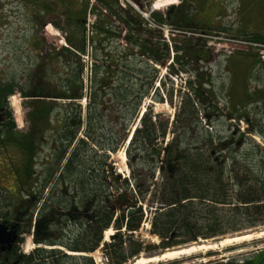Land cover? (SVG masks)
I'll use <instances>...</instances> for the list:
<instances>
[{"label":"trees","instance_id":"1","mask_svg":"<svg viewBox=\"0 0 264 264\" xmlns=\"http://www.w3.org/2000/svg\"><path fill=\"white\" fill-rule=\"evenodd\" d=\"M78 2L84 4V9L78 10ZM72 3V6L67 3L69 12L63 24L50 22L62 28L66 46L47 48L42 52L31 77L34 84L21 90L25 98L26 130L23 132L18 131L7 103L14 95L16 85L0 82V161L11 176L10 186L1 189L16 200L13 217L9 214L14 219L9 223L18 226L19 234L11 264H96L91 255L99 249L103 251L106 264H127L144 251L141 243L127 242L122 235L118 242L105 243V233L113 228L119 234L125 230L133 236L141 229L145 217L140 203L148 204L151 200L150 207L159 205V209L153 213L150 233L162 241L156 249L163 251L223 234L213 227L204 233L193 223L198 207L207 202L234 205L247 219L250 211L263 214L264 178L259 182L258 191L252 187L244 189L246 184L239 180L235 169L231 170V181L238 193L235 203H229L228 184L225 183L227 173L214 156L217 148L208 153L200 145L187 142L193 128L200 124L199 112L214 103L213 96L217 97L212 75L205 74L202 67L192 68L210 57L209 51L197 50L196 41L199 40L193 34L198 35L201 30L197 29L193 13L185 17L169 12L167 15L152 14L151 21L159 27L170 26L181 32V39L173 37L169 42L161 28L151 27L119 0H96L94 9L90 8L91 0H74ZM89 10L99 16L93 26L92 38L86 29ZM210 28L206 30L209 35L213 34L214 25ZM115 39L118 42L121 39L127 45L110 48ZM252 40L264 44V39L253 37ZM91 43L94 51L89 55ZM86 57H92L94 62L88 85L84 80ZM156 66L169 70L175 77L190 74L194 80H189L186 86L191 94L182 98L171 124L163 122L153 107H148L131 138H121L111 132L113 139L107 143L105 120H112L114 126L120 122L129 129L140 117L147 97L149 89L144 86L152 88L158 80ZM151 71L152 77L149 76ZM167 79L171 81L169 76ZM160 84L166 91L170 90L163 79ZM173 93L171 81L168 101L171 107L174 106ZM156 98L164 103L160 93ZM84 100L86 105L83 107ZM170 134L174 139L167 142ZM128 141V147H125ZM92 145L113 154L125 147L129 160L140 162L138 166L151 164L153 174L132 169L131 172H135L131 178L135 181L133 188L130 189L131 181L124 180L126 186L121 185V189L113 191L119 186L117 174L112 166L109 169L108 157L103 156V162L92 159L96 154ZM47 148L50 155L44 163L41 154ZM234 160L236 157L232 166L236 164ZM4 169L0 174L7 176ZM156 172L161 176L160 183L154 180ZM53 181L55 185L51 191ZM47 190L50 196L46 194ZM148 195H151L150 200ZM71 196L73 201L81 203L82 217L76 213V208L81 209L77 202L76 205L70 203L68 198ZM37 205L42 207V212L34 226L33 214ZM82 219L86 220L82 222ZM249 220L248 227L259 224ZM69 224L79 230L66 238L65 227ZM33 228L35 243L51 249L39 248L28 256L22 255L18 251L24 243L22 236ZM233 230L237 231V228ZM181 235L187 240L176 241ZM209 264H264V251L241 261Z\"/></svg>","mask_w":264,"mask_h":264},{"label":"rangeland","instance_id":"2","mask_svg":"<svg viewBox=\"0 0 264 264\" xmlns=\"http://www.w3.org/2000/svg\"><path fill=\"white\" fill-rule=\"evenodd\" d=\"M68 1L0 0V82H12L16 85L15 93L8 98L7 103L18 131L23 132L26 130L25 111L23 108L25 98L21 94V90L25 91L34 84L31 77L38 65L40 55L47 48L51 50L54 47L66 46L65 34L62 28H57L50 22L63 24L66 21V13L69 12V6L73 5L72 2L74 0ZM122 1L124 3V0ZM147 1L130 0V4L126 3L124 7L133 9L135 14L147 21L146 18L150 20L152 14L156 12L167 15L172 7H179L182 2V0H177L176 5L167 7L165 5L169 0H149L150 4ZM187 2L191 5L186 6V10L189 9L190 13H193L194 19L197 20V17H200L201 22L207 23L214 21L212 25L219 28L220 31V34H217L218 30L216 32L213 31L211 35L202 31H199L198 35L193 34L195 39L199 40L196 41L198 44L197 50L199 48L202 51H209L210 57L203 62L194 64L192 68L202 67L205 74L210 73L212 75L215 85L214 91L217 97L213 96L214 103L210 106L206 105L205 111L201 109V113L199 112L200 124L193 128V132L189 134L187 142L188 144L193 142L195 145H200L208 153L217 148L214 156L217 158V163L221 164L227 173V182L225 183L228 184L229 203H235L238 189L231 181V170L235 169L239 180L246 184L244 189L252 187L258 191L260 189L259 182L264 178V44L252 40L253 37L264 39V0H187ZM187 2L184 4L186 5ZM95 3L96 0H91L90 8ZM77 6L79 7L78 10L84 9V4L80 2L77 3ZM149 12L152 14L146 17ZM102 13L106 12L102 11ZM144 15L146 18H143ZM97 17L99 16L92 14L90 10L88 11L86 29L87 34L91 38L93 37V26ZM163 28L164 36L169 42H171L173 37L181 39L179 37L181 32L173 30L170 26ZM121 39H119V42L115 39L114 43L110 44V48L116 49V47L127 45ZM89 46L88 54L90 55L93 54L94 46L92 43ZM173 57L174 54H172L171 58ZM85 62L84 80L85 84L88 85L92 76L93 58L86 57ZM156 69L158 70V80L154 81L155 84L152 88L144 86L149 89L147 97L142 104L140 117L131 123L129 129L127 130L116 120L115 123H118L116 126L111 125L112 120H105L104 132L108 139L107 143L113 139L114 135L111 132H116L121 138L126 136L131 138L136 126L140 123L143 112L148 107H153L154 113L160 115L163 122L169 121L171 124L174 120L180 101L191 94L186 84H188L189 80L193 81L194 79L190 74L184 73L175 77L165 68L156 66ZM153 75L151 71L149 76L152 77ZM168 76L174 83L173 107L168 103L171 94V81L167 79ZM162 79L163 82H167V89H170L168 90L170 93L160 84ZM202 79L204 78L202 77ZM159 93L163 97L164 103H160L157 100L158 98L156 97ZM81 104L84 107L86 100L82 101ZM4 112L5 109H3ZM0 121H2L1 116ZM115 137L117 136L115 135ZM173 139V135L170 134L166 141L170 142ZM128 144L129 141L125 147H128ZM95 146L92 145V149L96 151L92 159L97 158L96 160L103 162L104 157H108L107 164L109 169L112 166L117 174L119 186L117 188L114 187L113 191L121 189V185L126 186V181L124 180L131 181L129 185L130 189H132L135 181L131 180V178L137 171L146 172L147 175L148 173L153 174L150 168L151 164L138 166L140 162L129 160L125 147H121L117 153L113 154L111 152L104 153L99 147ZM49 153V148H47L41 154V159L44 163V159L50 155ZM132 154L136 158L134 151ZM234 157H236V160H234L236 164L232 166ZM249 165L250 169L248 168ZM89 167L90 163L88 164ZM3 169L4 164L0 161V171ZM132 169L135 172L132 173ZM4 171L7 176L0 174V224L3 221H13V205L16 203V200L1 189L2 187H9L11 184V176L5 169ZM154 177L157 183L161 182L162 179L159 172H156ZM256 180L257 182H255ZM54 185L53 181L49 188L51 191ZM46 194L50 196V191L47 190ZM150 197L151 195H148L147 199L150 200ZM68 199L70 203L76 205L77 201L75 199L73 201L72 196ZM150 203H140L143 206L145 217L141 229L134 233L133 236H129L125 230L119 234L117 230L112 228L113 235L117 237L116 240H112L113 235L107 238V232L105 233V243L118 242L120 235L127 242L135 241L141 243L144 251L139 253L138 257L132 258L127 264H138V261L150 260L155 257L159 259L168 251L185 249L193 245H218L221 244V241L228 238L232 239L249 235H255V237L220 247L216 250L200 251L174 260L151 263L142 262L141 264L226 263L229 260L241 261L245 257L264 251V236L257 237V234L264 233V225H262V221H264V206L263 214L261 215H256L253 211H250L249 219L258 221L259 224H257V227H248V221L250 222V220L243 217L240 210H237L238 208L235 209L234 205H214L208 202L200 205L196 214H194L193 223L197 224L198 228H201L204 233H207L213 227L222 231L223 234L216 238L199 239L197 242L186 243L163 251L156 249L162 241L150 233L153 213L159 209V205L158 207L154 205L155 207L151 208ZM77 205L81 209L76 208L78 209L76 213L81 214L80 217H82L81 203L77 202ZM41 208L37 205L34 210L32 222L34 226L41 215ZM9 214L10 216L12 214V217ZM83 215L85 214L83 213ZM85 220L82 219L81 221L84 222ZM234 228H237V231H234ZM78 230V227L76 229L74 224H69L65 227L64 235L68 238ZM30 231L29 234L22 236L24 243L19 246L18 250L22 255L28 256L39 248L51 249L43 245L38 246L33 237L35 229H30ZM185 240H187V237L181 235V238L176 241L184 242ZM79 255L84 254H78L77 256ZM91 257H93L96 264L107 263L101 249L93 253Z\"/></svg>","mask_w":264,"mask_h":264},{"label":"bare ground","instance_id":"3","mask_svg":"<svg viewBox=\"0 0 264 264\" xmlns=\"http://www.w3.org/2000/svg\"><path fill=\"white\" fill-rule=\"evenodd\" d=\"M176 4H177V0H169L166 2L165 6L169 7V6L176 5ZM112 235H113V230H108L106 233V237L109 238ZM261 236H264V233L257 234V237L260 238ZM253 237H255V235L236 237V238H232V239L228 238V239L221 241V244H218V245H207V244H204L201 246H194L193 245V246H190V247L185 248V249L168 251L167 253L162 255V257L159 259L155 257V258L150 259V260L138 261V264H141L142 262L151 263V262H157V261H163V260H174V259H177L179 257L186 256V255L193 254V253H197L200 251L216 250V249H219L220 247L231 245L233 243L246 241V240H249Z\"/></svg>","mask_w":264,"mask_h":264},{"label":"flooded vegetation","instance_id":"4","mask_svg":"<svg viewBox=\"0 0 264 264\" xmlns=\"http://www.w3.org/2000/svg\"><path fill=\"white\" fill-rule=\"evenodd\" d=\"M185 2H187V0H182L179 7H172V9H170V12H169L170 15H175V14H182L183 15L184 14L183 15L184 17L186 14L190 15L191 13H190L189 9L186 10V6L191 5V4L187 2V4L185 5L184 4ZM197 18H198L197 20L194 19L195 23H198L197 29L203 31L204 33L206 32V30L211 29L210 25H212V21H211V23L201 22L200 17H197ZM214 31L215 32L217 31L218 32L217 34H220L219 28H217L216 26H214ZM1 112L3 114V110H1ZM3 222H6V221H3ZM15 245L10 250L2 251L0 249V264H11L12 263V259L14 257L13 256L14 249L16 248ZM12 251H13V253H11ZM9 253H11V254H9Z\"/></svg>","mask_w":264,"mask_h":264},{"label":"water","instance_id":"5","mask_svg":"<svg viewBox=\"0 0 264 264\" xmlns=\"http://www.w3.org/2000/svg\"><path fill=\"white\" fill-rule=\"evenodd\" d=\"M116 238V236H112V240ZM18 239V226L16 224H10L9 222H2L0 224V249L2 251L10 250L17 243Z\"/></svg>","mask_w":264,"mask_h":264},{"label":"built area","instance_id":"6","mask_svg":"<svg viewBox=\"0 0 264 264\" xmlns=\"http://www.w3.org/2000/svg\"><path fill=\"white\" fill-rule=\"evenodd\" d=\"M119 1H120V3H121L123 6H124L126 3L130 4V0H124V3H123L122 0H119ZM147 3L149 4V1H147ZM151 14H152V13L149 12V14H147L146 17H148V15H151ZM146 17H145V15H144L143 18H146ZM146 20H147V22L150 24L151 27H154V28H161L162 30H164L163 27H159V26L156 25L153 21H151V19L149 20V19L146 18ZM164 27H165V26H164Z\"/></svg>","mask_w":264,"mask_h":264}]
</instances>
